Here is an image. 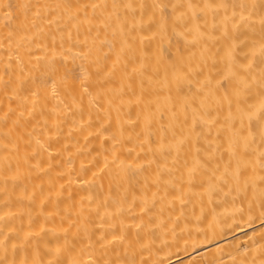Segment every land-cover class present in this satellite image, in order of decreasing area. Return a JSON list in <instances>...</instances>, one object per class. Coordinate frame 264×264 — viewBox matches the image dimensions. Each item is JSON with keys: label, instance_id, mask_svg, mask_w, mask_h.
<instances>
[{"label": "bare ground", "instance_id": "6f19581e", "mask_svg": "<svg viewBox=\"0 0 264 264\" xmlns=\"http://www.w3.org/2000/svg\"><path fill=\"white\" fill-rule=\"evenodd\" d=\"M0 264H264V0H0Z\"/></svg>", "mask_w": 264, "mask_h": 264}]
</instances>
